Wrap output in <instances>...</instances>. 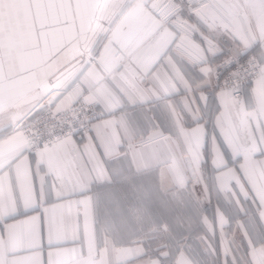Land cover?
<instances>
[{
    "label": "clouds",
    "instance_id": "clouds-1",
    "mask_svg": "<svg viewBox=\"0 0 264 264\" xmlns=\"http://www.w3.org/2000/svg\"><path fill=\"white\" fill-rule=\"evenodd\" d=\"M154 3L139 0V8ZM175 4L184 15L160 25V57L128 61L133 98L105 99L91 74L127 29L121 11L137 0H38L28 42L5 34L0 100L23 142L14 154L0 150V177L6 185L31 164L47 177L41 199L76 202L79 232L53 239L66 241L78 264H264V0ZM18 76L27 87L10 100ZM141 118L153 138L147 149ZM106 122L89 190L65 193L43 155L66 139L82 146ZM36 203L33 196L18 209Z\"/></svg>",
    "mask_w": 264,
    "mask_h": 264
},
{
    "label": "snow or ice",
    "instance_id": "snow-or-ice-1",
    "mask_svg": "<svg viewBox=\"0 0 264 264\" xmlns=\"http://www.w3.org/2000/svg\"><path fill=\"white\" fill-rule=\"evenodd\" d=\"M50 2L54 3L55 0ZM36 3L38 0H0V60L4 54L5 34L22 38L12 28L10 12L14 8H23L32 15ZM182 15L184 10L177 8L175 0H155L152 9L147 12L139 8L137 0L136 7L121 11L120 16L127 29L117 36L120 54H114L107 48V55L102 54L100 59L102 71L91 74L105 99H110L116 93L133 98L138 91L136 73L128 61L132 59L145 65L156 61L163 44L167 42L160 33V25ZM176 27L192 32L190 26L180 21H177ZM158 36H161V41H157ZM191 38L196 39V34L193 33ZM199 39L203 40L204 37L199 36ZM190 54L195 55L194 52ZM16 122V114L8 113L7 106L0 100V150H7L10 155L23 142V133L16 129ZM140 122L144 124L142 145L147 149L151 147L153 138L143 118ZM110 123L92 128L86 137L87 142L82 146L66 139L43 155L49 175L55 177L65 193L74 197L84 195L89 190V166L98 165L97 151L105 140V129ZM148 123H151V118H148ZM46 185L47 177L41 178L31 164L23 171L9 173L6 185L5 178L0 177V264H78L67 251L66 241L53 239L64 233L79 232L81 225L78 215L73 216L76 202L67 194L58 195L55 200L47 195L41 199ZM33 196L37 200L35 205L18 209L21 200L28 201ZM82 203L87 208L86 202ZM83 227L87 231V220Z\"/></svg>",
    "mask_w": 264,
    "mask_h": 264
},
{
    "label": "crops",
    "instance_id": "crops-1",
    "mask_svg": "<svg viewBox=\"0 0 264 264\" xmlns=\"http://www.w3.org/2000/svg\"><path fill=\"white\" fill-rule=\"evenodd\" d=\"M9 19L14 32L17 33L20 37H22L21 39L25 43H27L30 38V35L35 31L38 26L36 16L34 14H28L27 11L23 8H14L9 14ZM108 49L114 54H120L118 51L119 44L117 42L113 43ZM103 54L107 55L106 50ZM23 60L26 64H36L38 63L39 58L37 56H26L23 58ZM17 80L18 82L16 87L9 93L10 100L20 96L23 93L24 89L27 87V82L22 77L18 76ZM133 186L135 187V185ZM162 218V216L158 217L157 223H159L160 219Z\"/></svg>",
    "mask_w": 264,
    "mask_h": 264
}]
</instances>
